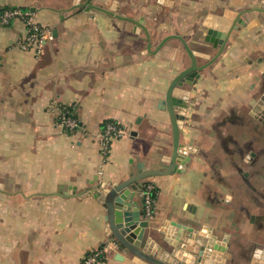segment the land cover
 Here are the masks:
<instances>
[{"label":"crops","instance_id":"crops-1","mask_svg":"<svg viewBox=\"0 0 264 264\" xmlns=\"http://www.w3.org/2000/svg\"><path fill=\"white\" fill-rule=\"evenodd\" d=\"M78 2L0 0V14L28 11L51 35L41 53L23 51L26 24H0V264H84L99 251L97 264H133L117 261L93 193L125 179L130 161L155 168L171 154L170 117L159 101L190 62L179 40L156 51L172 35L200 54L199 65L213 62L191 89L181 123L191 156L185 172L148 181L157 189L154 237L173 221L207 227L245 264L256 242L264 244V0H93L108 13ZM175 2L182 30L160 32L156 17L137 12ZM223 9L241 12L244 25L218 55L202 23ZM61 105L74 107L78 130L60 127ZM107 122L126 135L104 161L97 136Z\"/></svg>","mask_w":264,"mask_h":264},{"label":"water","instance_id":"water-1","mask_svg":"<svg viewBox=\"0 0 264 264\" xmlns=\"http://www.w3.org/2000/svg\"><path fill=\"white\" fill-rule=\"evenodd\" d=\"M85 4L88 9L108 13L103 8L94 6L93 0H86ZM74 5H79L78 0H75ZM241 14L223 9L222 12L209 13L203 21L204 40L218 55L226 47L231 34L244 25ZM139 25L145 30L151 47L147 29L144 25ZM171 39L181 41L190 59L189 66L172 79L164 99L159 101V109L167 112L170 117L172 152L161 157L155 168L146 167L145 162L134 166L130 161L125 179L110 185L104 183L95 188L93 195L106 211L105 220L110 235L113 236L115 247L120 250L117 261L123 262L126 259L133 264H238L236 258L228 252L227 246L209 236L207 227L195 231L185 224L173 221L171 226L166 224L160 230L162 239L156 240L154 235L157 229L150 224L153 219L144 217L142 198L139 197L144 184L152 178L185 172L187 163L191 160L190 154L183 151L181 123L185 120L190 104L191 89L199 80L201 71L213 62V59H209L206 64L199 65L200 54L193 51L182 36L177 35L163 39L156 51H160ZM249 255H244L248 256L244 258L245 264H264V247L254 249Z\"/></svg>","mask_w":264,"mask_h":264},{"label":"built area","instance_id":"built-area-1","mask_svg":"<svg viewBox=\"0 0 264 264\" xmlns=\"http://www.w3.org/2000/svg\"><path fill=\"white\" fill-rule=\"evenodd\" d=\"M22 20L29 33L21 40L18 45L23 51H29L32 48L37 53H41L43 46L48 39H51L50 31L31 20V13L21 9H9L0 14V24L2 26L9 25L14 20ZM60 127L69 132H74L80 128V124L74 115V107L61 105L58 116ZM126 135L125 129L115 122H107L98 133L100 142V153L104 161L110 157L112 142L114 139L122 138ZM157 195V189L151 182H146L140 191L142 198V210L145 219H152L154 215V197ZM104 252L99 251L89 255L84 264H97L104 257Z\"/></svg>","mask_w":264,"mask_h":264},{"label":"rangeland","instance_id":"rangeland-1","mask_svg":"<svg viewBox=\"0 0 264 264\" xmlns=\"http://www.w3.org/2000/svg\"><path fill=\"white\" fill-rule=\"evenodd\" d=\"M133 1V0H131ZM138 1V0H137ZM174 1V0H172ZM149 2H151V0H149ZM166 2V0H165ZM153 6V7H152ZM151 7L149 8H141V7H138L137 8V12H138V15H141V14H146L147 16H150V15H153V20L155 19V17L157 18V21H155L156 23V26L159 28V31L160 32H172L173 30L175 31H178V30H182V23L181 22V18L183 16L182 12H183V8L182 7H179L181 5L178 6V2H175V4L172 6V7H166L164 5H160L159 8L157 5H155L153 3ZM133 9L131 8V11ZM192 11V9H191ZM175 15V24H174V28L172 29L170 22H171V16L172 15ZM163 22V23H162ZM155 26V27H156ZM196 26V25H195ZM197 27V30L199 26H196Z\"/></svg>","mask_w":264,"mask_h":264},{"label":"flooded vegetation","instance_id":"flooded-vegetation-1","mask_svg":"<svg viewBox=\"0 0 264 264\" xmlns=\"http://www.w3.org/2000/svg\"><path fill=\"white\" fill-rule=\"evenodd\" d=\"M178 36V35H177ZM175 40H178V39H175ZM180 41V40H179ZM181 42V41H180ZM183 45V44H182ZM206 64V63H205ZM264 247V244H261V243H258V242H256V244H255V247H253L254 249H258V248H263ZM254 249H253V251H254ZM248 256H250L249 255V253L247 254ZM248 256H244V258L245 257H248Z\"/></svg>","mask_w":264,"mask_h":264}]
</instances>
